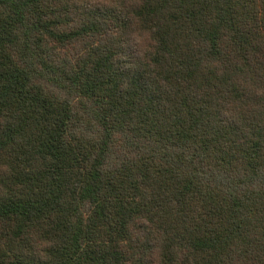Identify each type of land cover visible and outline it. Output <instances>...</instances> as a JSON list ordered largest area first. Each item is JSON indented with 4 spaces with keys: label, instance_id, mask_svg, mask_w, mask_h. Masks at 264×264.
Instances as JSON below:
<instances>
[{
    "label": "trees",
    "instance_id": "trees-1",
    "mask_svg": "<svg viewBox=\"0 0 264 264\" xmlns=\"http://www.w3.org/2000/svg\"><path fill=\"white\" fill-rule=\"evenodd\" d=\"M0 264H264V0H0Z\"/></svg>",
    "mask_w": 264,
    "mask_h": 264
},
{
    "label": "clouds",
    "instance_id": "clouds-1",
    "mask_svg": "<svg viewBox=\"0 0 264 264\" xmlns=\"http://www.w3.org/2000/svg\"><path fill=\"white\" fill-rule=\"evenodd\" d=\"M135 30L132 32V37L137 44L147 46L154 42L151 30L144 27L134 26Z\"/></svg>",
    "mask_w": 264,
    "mask_h": 264
}]
</instances>
